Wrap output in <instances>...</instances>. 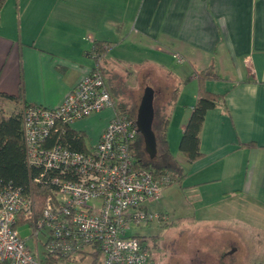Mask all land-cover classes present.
<instances>
[{
  "label": "crops",
  "instance_id": "crops-1",
  "mask_svg": "<svg viewBox=\"0 0 264 264\" xmlns=\"http://www.w3.org/2000/svg\"><path fill=\"white\" fill-rule=\"evenodd\" d=\"M92 39L110 42L103 55L109 67L120 66L129 76L154 73L158 104L177 89L166 132L173 156L186 171L182 177L193 174L194 185L204 187L208 199L264 207V0H5L0 6L3 113L20 111L23 103L57 107L91 70L93 58L85 50ZM207 67L217 77L206 78L205 87L225 96L206 110L201 155L188 161L178 139L197 97V74ZM114 111V105L107 106L68 126L89 149ZM242 225L235 218L234 226ZM203 228L216 229L213 224ZM224 240L234 251L220 252L223 262L254 264L245 261L244 246L240 254L237 242Z\"/></svg>",
  "mask_w": 264,
  "mask_h": 264
},
{
  "label": "built area",
  "instance_id": "built-area-1",
  "mask_svg": "<svg viewBox=\"0 0 264 264\" xmlns=\"http://www.w3.org/2000/svg\"><path fill=\"white\" fill-rule=\"evenodd\" d=\"M173 57L183 60L177 53ZM113 105L103 75L96 69L82 75L57 107L22 104L25 163L38 169L33 181L53 173L44 182L50 193L43 198L39 216L30 185L25 189L0 180V262L44 264L42 249L71 256L94 241L100 245V264H152L148 248L128 230L159 217L144 204L157 199L172 177L155 176L136 166L129 146L137 133L134 119L114 111L88 151L70 149L61 142L46 144L60 125L68 126ZM19 216L28 219L32 245L18 231ZM40 231L44 239L38 236ZM58 264L88 263L72 257Z\"/></svg>",
  "mask_w": 264,
  "mask_h": 264
},
{
  "label": "trees",
  "instance_id": "trees-1",
  "mask_svg": "<svg viewBox=\"0 0 264 264\" xmlns=\"http://www.w3.org/2000/svg\"><path fill=\"white\" fill-rule=\"evenodd\" d=\"M4 1L5 0H0V6ZM109 44L110 42L104 39H92L90 48L86 49L85 52L89 57L93 58V66L91 70L96 69L100 71L101 75H103L104 83L109 89L115 111L134 119L139 99H134L130 94L128 95V91H131L132 87L126 85L125 77L123 78L117 72L112 71L109 66L104 63V49H106ZM117 77H119V81L116 85L115 80ZM213 77H217V73L214 69L211 70L209 67L201 68L198 72L197 97L192 103L191 111L180 131L181 134L178 139V149L188 161H193V159L201 155L199 149L200 130L206 110L215 107V104L225 96V93L211 92L205 87L204 80ZM124 94H126V96ZM176 94L177 89L174 88L173 90H170L164 101L159 104L154 102L153 104L154 116L152 120V130L153 133H155L156 141V153L154 157H149L144 150L142 136L138 132L136 133V137L130 142L129 146L131 147V153L135 159L136 166L145 169L147 168L155 176L168 174L172 179L175 178L180 181L182 176L186 174V171L177 161L175 156H173L169 144H167L166 132L169 123L168 108L174 103ZM6 97L14 98L11 94L6 95ZM20 122L21 116L19 111H14L6 115L0 108V180L11 182L12 185H20L25 189L30 185L33 193V200H35L36 214L39 216V211L44 200L43 198L48 192L50 193V187L44 182L45 179L49 178L48 174H52L53 171H49L47 174L48 176L45 175L42 180L37 182L33 181V178L37 175L38 169L28 168L25 163ZM60 126L61 127H59L60 129L57 133H52L48 137L46 144L61 142L64 145H67L70 149L79 151L89 150L85 147V141L81 134L79 135L67 125L62 124ZM27 221L19 216L16 222ZM138 236L140 237V241H142L146 248H148L146 243L147 236ZM41 241L43 242L44 240ZM84 248L80 249V252L76 255L70 254L71 256L59 255L42 249L41 260H43L44 264H58L59 261L66 260V258L72 259V257H77L84 261L87 256L90 259L87 262L88 264H100L101 251L98 242L93 241ZM86 248H89V250Z\"/></svg>",
  "mask_w": 264,
  "mask_h": 264
},
{
  "label": "rangeland",
  "instance_id": "rangeland-1",
  "mask_svg": "<svg viewBox=\"0 0 264 264\" xmlns=\"http://www.w3.org/2000/svg\"><path fill=\"white\" fill-rule=\"evenodd\" d=\"M109 68L123 78L127 75L126 72L124 74L121 72L120 66ZM143 73V70L135 71L126 77V84L133 87L131 91H128V95L130 94L137 100L140 99L145 86L150 85L155 89V95L159 89V85L154 79L155 74L152 72ZM118 81L119 77L115 80L116 85ZM124 95L126 96V94ZM158 100L159 98L154 97L155 103ZM193 178V174L188 173L182 177L181 182L175 178L172 179L170 184L161 189L157 199L147 200L145 203L147 211L158 214L159 217H154L148 223H142L128 230L129 233L135 235L147 236L148 253L154 261L153 264H228L223 262L220 252H230L233 250V246L225 242L224 239L238 243L236 237L239 236V238H243L241 245L238 243L241 246L239 247L240 254H244V249H246L245 261L264 264V224L262 223L264 222V207L254 208L252 203H245L241 200V202L238 200V202L229 205L225 198L215 197V201L212 197L208 199L204 187L198 184L194 185ZM209 200L216 203L207 206L206 202ZM245 206L248 207L245 208ZM235 218L243 225L234 226ZM165 222L169 223V226H164ZM211 224L216 229L203 228L204 225ZM17 227L27 244L32 245L33 236L30 234L29 225L26 222H18ZM214 232L217 239H211ZM38 236L44 239L41 231ZM211 240L214 244H211ZM225 243L227 246L224 245ZM39 247H41V242H39ZM86 249L89 250V248ZM212 251L218 252L220 255L218 256ZM259 253L262 254L255 256ZM85 258V262L90 260L87 256Z\"/></svg>",
  "mask_w": 264,
  "mask_h": 264
},
{
  "label": "water",
  "instance_id": "water-1",
  "mask_svg": "<svg viewBox=\"0 0 264 264\" xmlns=\"http://www.w3.org/2000/svg\"><path fill=\"white\" fill-rule=\"evenodd\" d=\"M153 94L154 89L150 85L144 87L136 107L134 118L137 132L142 136L144 150L151 158H153L156 153L155 133H153L152 130V120L154 116Z\"/></svg>",
  "mask_w": 264,
  "mask_h": 264
}]
</instances>
